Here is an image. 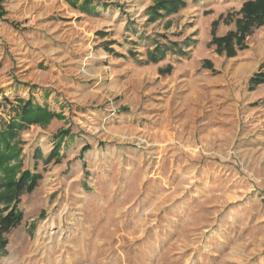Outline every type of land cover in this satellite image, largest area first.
I'll use <instances>...</instances> for the list:
<instances>
[{
	"label": "rangeland",
	"instance_id": "1",
	"mask_svg": "<svg viewBox=\"0 0 264 264\" xmlns=\"http://www.w3.org/2000/svg\"><path fill=\"white\" fill-rule=\"evenodd\" d=\"M93 1L94 18L70 0L1 5L0 129L26 101L52 117L14 140L15 179L40 178L0 213L20 214L0 228V264H264V82L249 84L264 64L212 42L230 34L215 35L219 17L209 65L190 54L158 77L145 53L183 0L157 13L159 0ZM254 3L260 24L244 5L222 18L242 15L243 40L264 24ZM115 13L133 25L107 56ZM194 21L184 31L206 34Z\"/></svg>",
	"mask_w": 264,
	"mask_h": 264
},
{
	"label": "crops",
	"instance_id": "2",
	"mask_svg": "<svg viewBox=\"0 0 264 264\" xmlns=\"http://www.w3.org/2000/svg\"><path fill=\"white\" fill-rule=\"evenodd\" d=\"M70 1L75 2L76 7L79 9L81 14H83V16L87 18H94L99 15V7L97 5V2H94L93 0ZM254 1L255 0H183V2L185 3L184 7L179 9L176 13L170 15V17L177 19L179 24H177V21L173 19L172 24L167 25L166 29L160 28L157 31L162 36L157 35L159 36L158 38H154L153 40H151V44H149L147 47L148 51L145 53V56H147L148 59L146 57L143 64L151 66L152 70H154L159 77L164 74H169L173 69L174 63L178 62L181 57L186 58L191 54L193 55V57L189 64L192 65L195 62L200 63V57L204 55L203 53L206 50V46H212L210 44L212 35L209 27L211 22L218 20L219 17H221V20H219L217 26L214 29L216 36H223L229 32L237 33L236 29L237 26H241L240 21L242 19L240 18H242V15L239 14L228 22H224L222 18H225L228 13L239 11L240 8L245 5V8H247V17L249 18V21L254 22V11H256V9H254ZM1 5L3 6V1ZM108 10L109 9H107L106 11ZM115 18H118L119 23L116 25L112 33H108L105 35V37L109 35V38L108 41H106L102 45V48L107 53V56H117L118 54L120 55V53L117 52L119 47H116L118 45L117 43L119 42V39H115L116 37L122 39L123 35L127 36V26L132 24L129 23V19L124 20L118 15V13H115L114 16L111 17L110 21H108L107 23L105 21L107 26H110V23L115 20ZM236 18H239L240 20L236 22ZM192 20H195L194 22L198 23V25L199 23L201 24L204 22V27L207 29V33L204 34L202 30V33L200 35H194V32H196L197 29L193 28L188 31H184V25L186 23L192 22ZM177 25L179 26L177 27ZM179 34L181 36H179ZM161 42H168L169 45H162ZM258 42H261L264 46V24L260 28H253L252 33H250L244 40H241V42L236 43L234 40L232 41L231 47L235 50L234 57H241L238 59V61H246L243 59V57L245 55V52L249 51L248 55L251 57L250 59L252 62H259L260 64H264V51L258 50ZM157 44L161 45H159V48H157L155 51H152ZM240 45L245 46V48H240ZM120 47H122V45H120ZM102 56L104 57L106 55ZM250 59H248V61ZM210 63L211 62L208 61V59H203L201 62V66L204 67V64L209 65ZM242 67L243 66H241L240 69H242ZM21 136L23 137V133Z\"/></svg>",
	"mask_w": 264,
	"mask_h": 264
},
{
	"label": "trees",
	"instance_id": "3",
	"mask_svg": "<svg viewBox=\"0 0 264 264\" xmlns=\"http://www.w3.org/2000/svg\"><path fill=\"white\" fill-rule=\"evenodd\" d=\"M2 1L3 0H0V17L4 14L1 6ZM175 5L176 1L173 0H159L153 5L152 10L155 13L159 10L167 11L170 10V8L174 9ZM254 16L255 21L259 20L258 23L260 24L263 17L260 19L257 11H254ZM245 31L246 30H242L240 36H237V33H230L223 38H213L212 42L217 43L218 46L221 43H224V46L227 48V56L232 57L235 55V50L232 49L231 43L234 38L236 43L241 42ZM239 47L243 48V45H240ZM263 82L264 74L260 73L254 75L249 79L250 89H253L255 86ZM51 117L52 114L47 110L33 105L30 101H26L23 102L21 106L18 121H12L0 129V173H3V176L0 177V205L3 206L2 209L0 208V213L8 210L9 206L16 202L19 194L23 190L27 192L31 191L40 178V175H34L30 174L28 171H24L17 179H15L17 166H10L9 162L18 156V149L16 147L17 143L14 142L18 137V132L27 125L43 123L48 121ZM51 154H53V152ZM14 206L15 205H13V208L8 211L5 216L0 217V228L4 231L8 230L11 226H14L20 219V214L15 212Z\"/></svg>",
	"mask_w": 264,
	"mask_h": 264
}]
</instances>
